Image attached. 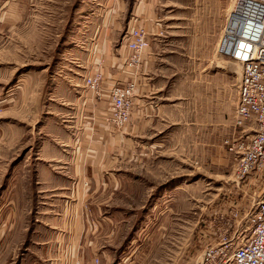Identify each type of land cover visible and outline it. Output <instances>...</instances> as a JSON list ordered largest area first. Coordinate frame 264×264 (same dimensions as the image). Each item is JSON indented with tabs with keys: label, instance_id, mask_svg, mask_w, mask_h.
<instances>
[{
	"label": "rangeland",
	"instance_id": "374dc122",
	"mask_svg": "<svg viewBox=\"0 0 264 264\" xmlns=\"http://www.w3.org/2000/svg\"><path fill=\"white\" fill-rule=\"evenodd\" d=\"M232 3L0 0V264L74 260L61 235L69 222L47 223L44 215L57 198L39 192L35 177L42 164L63 165L41 157L66 153L73 129L85 138L109 136L95 166L115 175L88 192L92 206L106 205L95 214L116 217V253L108 264H196L195 223L200 228L237 203L248 209L264 190V173L237 182L223 146L235 128L240 77L239 63L217 52ZM129 21L146 27L149 21L154 58L130 123L109 127L101 108L82 104L83 79L95 62L121 57ZM61 197L76 200L71 191ZM89 225L94 230L92 219Z\"/></svg>",
	"mask_w": 264,
	"mask_h": 264
},
{
	"label": "built area",
	"instance_id": "2783aa9c",
	"mask_svg": "<svg viewBox=\"0 0 264 264\" xmlns=\"http://www.w3.org/2000/svg\"><path fill=\"white\" fill-rule=\"evenodd\" d=\"M150 44L148 28L131 25L124 34L122 68L113 82L104 85L105 77L99 71L83 79L93 101L105 102L101 118L109 127L130 123L135 91L144 73L143 55ZM217 52L240 65L235 128L223 140V146L234 162L235 179L243 183L252 172L264 173V0H233ZM202 222L196 264H264V190L252 198L245 212L237 203ZM66 264L80 261L74 258Z\"/></svg>",
	"mask_w": 264,
	"mask_h": 264
},
{
	"label": "crops",
	"instance_id": "0c3cea01",
	"mask_svg": "<svg viewBox=\"0 0 264 264\" xmlns=\"http://www.w3.org/2000/svg\"><path fill=\"white\" fill-rule=\"evenodd\" d=\"M130 23V21L127 22V28L131 26ZM147 25V28L150 31L151 26L149 21L147 22ZM154 28L156 27L152 24V29ZM123 42L124 36L119 44V50H121L120 58L114 55L112 60H109L108 64H103V66L100 63H98V66H95L97 65L95 62L91 73L86 76H90L95 71H99L105 77L104 85L112 83L113 79L120 73L126 54ZM148 49L143 55L144 73L139 78L140 81L135 91V95L138 94L141 87L145 90L144 87L148 82L149 71L147 70L150 68L154 58L152 54L149 53ZM87 90V98L83 100L82 104H86L88 101L87 107L92 106L101 108L105 105V102L102 100L99 102L93 101L92 91L88 88ZM87 107H84L83 110H87ZM73 121L77 122V120ZM78 122L80 123V120H78ZM75 125L76 123L73 124V127ZM71 131L72 137L70 138V148H66V153L59 154L55 152L49 153L45 157H41V159L49 162L54 159H56V161L64 160L63 165H60L61 167L56 169L52 166L55 164L48 163L49 166L42 164V168L35 169L38 191L49 192L51 193V196L57 198L53 203H50L51 205L48 206L49 211L48 213H45L44 216L46 217L47 223L52 226L53 224H58L62 221L69 222V231L67 234L64 236V233H61L63 239L68 240L70 245L72 244L68 255H73L74 258H78L80 264H108L116 253V250L111 246L112 240L114 239L113 233L116 228V217L115 214H112L111 212L106 213L105 211L102 212L101 215L100 213L99 215L95 214V209L106 208V205L101 202L96 203V201L95 205L92 206V201L88 200V192L90 191V186L96 190L97 188H102V185L95 184L96 182L98 184V181H101L102 177H108L109 182H111V177L115 175L116 170L95 166L99 160L104 158L102 142L105 141L104 144H106L109 136L107 135V132L105 133L104 131V135L93 138L88 136L85 138L76 129ZM83 144H86L87 146L84 151L82 147ZM70 191L75 192L76 200L63 201L61 199V194H68ZM67 201L68 203H66ZM98 204H100V206ZM90 219L95 223L94 230L92 231L90 230L89 225ZM110 224H112V226H110ZM196 225L197 224L195 223L193 238L196 237L199 241L201 240L200 235L198 234L199 228H197ZM196 239L193 240V243L196 242ZM131 252H133V250ZM196 252L197 249L194 250V253ZM96 258L98 259V263L94 262ZM190 258L191 257L189 256V259Z\"/></svg>",
	"mask_w": 264,
	"mask_h": 264
}]
</instances>
